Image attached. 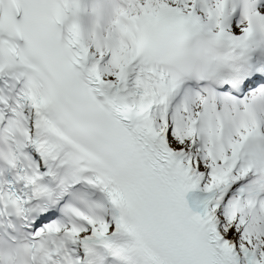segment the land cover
Segmentation results:
<instances>
[{
  "label": "snow or ice",
  "instance_id": "6c2138e0",
  "mask_svg": "<svg viewBox=\"0 0 264 264\" xmlns=\"http://www.w3.org/2000/svg\"><path fill=\"white\" fill-rule=\"evenodd\" d=\"M0 0V264H264V0Z\"/></svg>",
  "mask_w": 264,
  "mask_h": 264
},
{
  "label": "bare ground",
  "instance_id": "6f19581e",
  "mask_svg": "<svg viewBox=\"0 0 264 264\" xmlns=\"http://www.w3.org/2000/svg\"><path fill=\"white\" fill-rule=\"evenodd\" d=\"M115 9L116 7L113 10H110L99 6L91 11L94 18L89 25L87 39L94 33L99 36L106 35L107 26L111 25V22L114 19ZM99 32L100 34H98Z\"/></svg>",
  "mask_w": 264,
  "mask_h": 264
}]
</instances>
